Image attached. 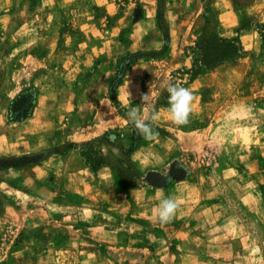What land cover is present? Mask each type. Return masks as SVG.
I'll return each mask as SVG.
<instances>
[{
  "label": "rangeland",
  "instance_id": "374dc122",
  "mask_svg": "<svg viewBox=\"0 0 264 264\" xmlns=\"http://www.w3.org/2000/svg\"><path fill=\"white\" fill-rule=\"evenodd\" d=\"M0 264H264V0H0Z\"/></svg>",
  "mask_w": 264,
  "mask_h": 264
},
{
  "label": "clouds",
  "instance_id": "9594fccd",
  "mask_svg": "<svg viewBox=\"0 0 264 264\" xmlns=\"http://www.w3.org/2000/svg\"><path fill=\"white\" fill-rule=\"evenodd\" d=\"M168 111L171 119L176 125H185L189 122V116L192 112L193 94L183 86L178 84H170L168 87ZM148 94L142 96V100H147ZM158 114L154 111L151 117L143 116L140 111L133 107L126 113V120L131 124L138 134L142 135L145 140H153L158 136L150 121L156 120ZM110 140L115 141L114 135L109 137ZM178 203L172 197L162 199L155 208V215L157 219L166 223L171 220L177 210Z\"/></svg>",
  "mask_w": 264,
  "mask_h": 264
},
{
  "label": "trees",
  "instance_id": "16d2710c",
  "mask_svg": "<svg viewBox=\"0 0 264 264\" xmlns=\"http://www.w3.org/2000/svg\"><path fill=\"white\" fill-rule=\"evenodd\" d=\"M210 36L209 40L203 39L202 42H198V50L200 52L197 53V57H202L206 63V65L210 67H214L220 64H223L227 61L234 60L239 55V47L234 42H230L227 40H221V45H213L211 42L219 41L216 36ZM207 38V35H206ZM211 40V41H210ZM204 71V68L201 69ZM37 105V93L35 91L24 92L19 98L14 101L11 107L12 114L18 120L27 119L33 112ZM135 136V135H134ZM135 138V137H134ZM35 158H30L28 161L24 163H20L21 165H26L35 162Z\"/></svg>",
  "mask_w": 264,
  "mask_h": 264
}]
</instances>
